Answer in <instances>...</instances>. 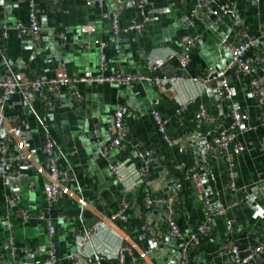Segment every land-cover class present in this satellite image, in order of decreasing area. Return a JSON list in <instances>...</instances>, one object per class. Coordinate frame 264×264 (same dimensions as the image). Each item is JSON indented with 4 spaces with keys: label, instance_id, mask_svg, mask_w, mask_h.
<instances>
[{
    "label": "crops",
    "instance_id": "1",
    "mask_svg": "<svg viewBox=\"0 0 264 264\" xmlns=\"http://www.w3.org/2000/svg\"><path fill=\"white\" fill-rule=\"evenodd\" d=\"M139 1L145 4V29L124 33L118 48H107L105 74L183 79L170 83L166 93L146 80L129 86L81 83L74 88L79 95L63 92L50 112L45 101L33 94L27 107L19 105L24 95L20 90L16 93L4 130L15 141L13 164L3 173L0 162V264L45 258L49 223L55 228L53 241L61 264H90L84 256L70 260L79 250L81 232L116 213L124 200L127 220L117 222L114 231H99L86 244L85 256L95 258L91 264H117L123 243L133 247L125 264H179L184 239L209 217L202 194L186 178L196 160L201 162L212 207L227 211L225 217H214L210 234L193 251L190 264H234L232 246L241 252L264 248V128L260 122L264 106L251 97L247 78L234 77L233 106L249 114L248 123L255 129L238 136L242 152L236 154L231 146L227 156L216 153L210 140L223 126L231 125L230 108L201 80L226 66L231 58L229 45L244 40L240 32L255 38L254 51L264 55V0H212L211 8L218 15L203 11L191 28L187 18L196 0H103L102 6L98 0H0V76L12 74L25 82L50 78L56 69L73 78L100 76L99 42L113 40L111 21L102 14L117 13L125 28L137 15ZM232 3L236 10L226 13ZM32 14L40 26L38 41L17 30L18 24L29 26ZM186 35L198 40L190 64L181 68L178 56L167 55L182 52L181 38ZM252 71L264 80V64ZM156 99L160 100L156 110L167 120L165 135L159 133L151 114ZM183 104L186 110L178 115ZM119 106L128 137L122 150L104 159L101 148L113 140ZM201 107L208 121L197 126L195 114ZM46 133L55 143L60 166L76 178L68 186L71 194L54 206L44 186L41 149ZM147 150L151 151L149 168L141 175L144 164L139 153ZM147 197L154 201L150 206ZM169 207L181 238L168 233ZM20 210H27L26 221ZM227 220L234 222L232 231ZM11 239L15 253L6 247ZM254 264H264V252Z\"/></svg>",
    "mask_w": 264,
    "mask_h": 264
},
{
    "label": "built area",
    "instance_id": "2",
    "mask_svg": "<svg viewBox=\"0 0 264 264\" xmlns=\"http://www.w3.org/2000/svg\"><path fill=\"white\" fill-rule=\"evenodd\" d=\"M100 6L103 4V0H98ZM89 6L92 5L91 1H88ZM212 0H196V6L191 11L189 18H187V26L193 27L194 21L199 20L200 13L208 11L212 15L217 16L218 11L211 8ZM144 8L143 1L138 2V13L132 22L125 28L121 27L120 17L117 13H103V18H109L111 21V27L113 32V40L111 43L99 42V69L102 72L100 76H82L79 78H73L69 76L66 70L56 69L52 77H42L31 81L20 82L12 74H5L0 76V162L3 166V173L6 168L12 166L13 159L11 157V150L13 143H15L13 137L9 134H5L4 130L7 124V110L12 108L14 97L20 90L23 92L24 99L18 104L27 107L29 105V96L35 95L38 99L44 100L48 111H53L56 108L57 100L60 99L63 92H69L71 94L79 95L75 90V85L81 83H95V84H110L115 86H129L133 83L146 80L155 84L159 90L166 93L168 86L172 82L180 81L182 76L176 75L171 79L158 78L150 76H140L135 73H121L118 72L114 75H106L105 70L107 67V55L106 50L110 46L118 48L120 46L121 36L124 33L142 32L145 29L144 21ZM236 10V4L232 3L229 8L225 9L226 13H233ZM17 30L21 34H31L33 38L38 41L40 37V26L36 16L33 14L30 17L29 26L22 24L17 25ZM240 35L244 38L243 42L237 46L229 45L231 52V58L226 66L215 72L212 75H206L201 78L203 84L210 90H212L217 98L221 101L227 102L230 108V118L232 123L230 126H223L221 130L213 135L210 140V146L214 152L227 156L230 153L231 146H234L236 154L243 151L242 144L237 142L238 136L253 131L255 128L251 127L248 123L249 114L242 112L234 108L233 106V92L231 89V81L234 77H244L249 81L250 95L253 100L260 106H264V80L258 79L253 75L252 68L254 66H260L264 64V55L254 51L256 46L255 38L249 36L246 33L240 32ZM198 37L196 36H183L181 42L183 44L182 52L170 51L167 58L179 57V64L181 68H186L191 61V52L197 46ZM156 64L151 65L150 68L156 69ZM160 104V100H153L154 106L152 111V117L158 126L159 133L165 135L167 120L163 119L160 113L156 110V107ZM186 110L185 104L179 106L177 114L182 115ZM195 124L200 126L202 122L208 121L207 112L201 107V110L195 114ZM260 122L264 128V115L260 116ZM114 130L115 134L112 142L101 148V157L106 159L108 155L114 150H122L124 143L128 137V129L124 121L122 108L119 106L114 114ZM21 149L23 145L18 143ZM42 155L44 156V167L46 169V182L45 192L48 198V202L51 206H54L65 199L71 194L69 190V184L76 181L75 176L62 168L59 164L60 156L55 151V143L48 133L45 134L44 142L42 145ZM141 160L143 161V167L141 168V175H145L149 168V158L151 157V151H143L139 153ZM201 162L196 160L194 164L189 166L186 172V178L190 180L196 187L197 191L202 194L204 205L209 211V217L206 221L197 226L195 231L188 235L184 239V244L180 250L181 259L179 264H190L191 255L193 251L200 245L203 238L207 237L211 230L214 217L226 216V208L218 209L217 211L211 205L210 193L204 188L201 178ZM113 172L117 169L115 166H110ZM146 203L150 206L154 201L147 197ZM80 203L84 205V201L80 200ZM128 208V202L124 200L122 208L116 213L103 220L97 221L93 226H90L83 230L79 239V250L76 254L70 256V260H78L84 256L88 263L95 261L94 257L85 256L84 248L86 244L94 238V236L102 230H115L117 222H125L127 220L126 209ZM172 210L169 207L167 213L168 233L174 238H181L183 234L180 227L174 221L171 216ZM19 216L23 220L28 219L27 210H20ZM227 228L232 231L234 228V222L227 220ZM49 250L47 256L43 259L25 260L19 264H61V260L57 255V248L53 241L55 235V228L49 223ZM6 247H12L13 252H16V248L13 247V240L11 239ZM231 261L234 264H254V262L264 252L263 246H256L253 249L241 252L239 248L232 246L230 248ZM133 255V247L128 243H123L118 249L117 264H125L126 255ZM98 259V257H96ZM135 260V258H134Z\"/></svg>",
    "mask_w": 264,
    "mask_h": 264
}]
</instances>
